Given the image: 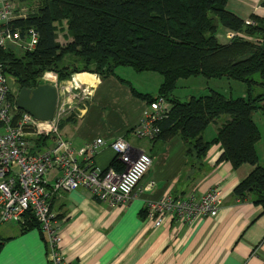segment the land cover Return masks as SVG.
<instances>
[{
    "label": "trees",
    "instance_id": "1",
    "mask_svg": "<svg viewBox=\"0 0 264 264\" xmlns=\"http://www.w3.org/2000/svg\"><path fill=\"white\" fill-rule=\"evenodd\" d=\"M227 2L41 0L26 19L12 22L22 33L28 29L38 33L35 50H20L17 55L0 48V66L13 80L15 89L10 88L15 98L21 89L36 88L45 73H53L59 83L79 73L115 76L118 67L159 74L162 83L156 96L169 106L158 122V135L149 141L179 137L187 146L189 166L197 162L203 167L208 150L218 145V163H228L233 170L242 165L253 167L234 187L232 196L242 202L250 200L264 214V166L258 164L256 150L261 134L253 120L256 113L264 119V17L252 15V24L247 23L226 10ZM261 4L264 7V0ZM219 26L223 36L225 32L235 36L220 42ZM59 31L66 32L65 45L57 41ZM194 77L239 82L244 96L232 99L209 89L206 95L180 101L175 96L178 82ZM131 91L147 104L156 97ZM223 116L226 119L214 137L205 140L204 131ZM49 143L48 137L36 140L38 148ZM109 167L122 170L115 160ZM19 227L22 233L33 229L42 233L30 213Z\"/></svg>",
    "mask_w": 264,
    "mask_h": 264
},
{
    "label": "crops",
    "instance_id": "2",
    "mask_svg": "<svg viewBox=\"0 0 264 264\" xmlns=\"http://www.w3.org/2000/svg\"><path fill=\"white\" fill-rule=\"evenodd\" d=\"M261 2L228 0L226 10L248 22L252 15L264 17ZM63 34L66 43V32ZM114 73L107 78L79 73L57 83L58 100L71 107L60 125L61 137L76 148L96 139L109 144L122 138L135 151L146 152L152 165L125 205L109 206L84 189L51 197V208L61 218L65 264H264L262 209L250 200L242 202L232 196L234 187L253 167L242 165L233 170L228 163H218V145L208 150L203 167L197 162L189 166L187 146L179 137L166 142L137 138L135 129L147 102L135 97L131 89L154 98L162 77L153 72L137 73L128 67H118ZM82 89L88 90L83 99ZM220 119L219 124L212 123L204 131L205 140L214 137L226 118ZM257 120V127L264 126V119ZM260 134L256 150L258 164L264 166L261 131ZM114 157L109 147H102L95 153L93 165L105 171ZM53 176L54 173L49 175L48 183H52ZM150 184L152 187H148ZM213 187L223 192V204L213 218L191 225L167 219L154 228L143 217L148 202L165 195L200 197ZM0 264H48L44 235L36 229L22 233L13 223L0 225Z\"/></svg>",
    "mask_w": 264,
    "mask_h": 264
},
{
    "label": "built area",
    "instance_id": "3",
    "mask_svg": "<svg viewBox=\"0 0 264 264\" xmlns=\"http://www.w3.org/2000/svg\"><path fill=\"white\" fill-rule=\"evenodd\" d=\"M17 11L10 0H0V48L17 46L22 51L32 52L37 46L38 33L34 29L22 33L14 27L12 22L26 19L28 15ZM234 36L232 32H225L224 38L230 40ZM46 74H52L55 82L45 78ZM41 80L57 87L53 73H45ZM9 82L10 78L0 66V225H20L28 213L32 214L45 238L48 264H65L61 253V222L51 208V197L59 192L84 189L95 200L109 206L125 205L148 173L152 158L146 152L135 151L122 138L109 144L96 139L80 148L74 147L60 134V125L71 107L57 97L53 118L39 121L16 108ZM87 93V89H82L81 99ZM168 106L160 96L147 104L135 129L136 137L155 138L159 133L158 122L168 112ZM45 137L50 139L49 145L38 148L36 140ZM105 146L121 164L120 172L112 167L105 171L94 167L95 153ZM50 172L55 173L52 183L44 180ZM222 195L218 187L209 188L200 197L165 195L145 205L144 219L154 228L167 219L191 225L217 216L223 204Z\"/></svg>",
    "mask_w": 264,
    "mask_h": 264
},
{
    "label": "rangeland",
    "instance_id": "4",
    "mask_svg": "<svg viewBox=\"0 0 264 264\" xmlns=\"http://www.w3.org/2000/svg\"><path fill=\"white\" fill-rule=\"evenodd\" d=\"M12 3L13 9H17V12L23 11V13H31L36 10L38 7L39 3L41 0H10ZM63 26V25H62ZM64 31H59L58 32V37L57 41L61 45H65L64 40ZM219 37L220 42H225L226 40L224 39L223 33H222V28L219 26L218 31H217V38ZM6 49L15 51V53L21 54L20 49L17 46H9ZM52 75V74H46L45 76ZM55 82V80L53 81ZM56 83H58L56 79ZM10 85L11 87L14 88V83L13 80L10 78ZM15 89V88H14ZM210 90L218 91L219 93H222L223 95L227 97H231L232 99H236L239 97L244 96V86L236 81H230L226 79H210L206 80L202 77H194V78H189L186 80H180L178 82V87L175 91V95L180 99V101H187L189 97L195 96L198 97L200 95H206L209 93ZM190 95V96H188ZM260 117L259 113H256L253 115V120L256 121V123H259L257 118ZM225 118V116L221 117ZM261 118V117H260ZM222 120V119H220ZM220 121H217V124H219ZM258 127L263 134V141H264V126L261 124H258ZM209 130H214V127H210ZM210 132V131H209ZM260 153H264V144H262V147L260 149ZM54 172H50L47 176H45L44 180L51 182L49 180V175L53 174ZM55 174V173H54ZM54 178V176L52 177ZM170 196V195H169ZM175 197V196H171Z\"/></svg>",
    "mask_w": 264,
    "mask_h": 264
},
{
    "label": "water",
    "instance_id": "5",
    "mask_svg": "<svg viewBox=\"0 0 264 264\" xmlns=\"http://www.w3.org/2000/svg\"><path fill=\"white\" fill-rule=\"evenodd\" d=\"M57 97L56 87L41 80L34 89L19 90L15 104L17 109L27 112L39 121H50L53 118Z\"/></svg>",
    "mask_w": 264,
    "mask_h": 264
},
{
    "label": "bare ground",
    "instance_id": "6",
    "mask_svg": "<svg viewBox=\"0 0 264 264\" xmlns=\"http://www.w3.org/2000/svg\"><path fill=\"white\" fill-rule=\"evenodd\" d=\"M45 78H47L48 80H54V76L53 75L45 76Z\"/></svg>",
    "mask_w": 264,
    "mask_h": 264
}]
</instances>
